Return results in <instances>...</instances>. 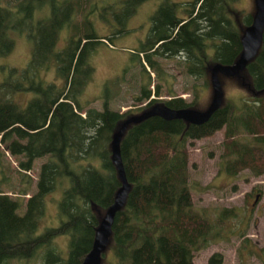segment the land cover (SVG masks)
<instances>
[{
	"label": "trees",
	"instance_id": "trees-1",
	"mask_svg": "<svg viewBox=\"0 0 264 264\" xmlns=\"http://www.w3.org/2000/svg\"><path fill=\"white\" fill-rule=\"evenodd\" d=\"M36 1L6 0L2 3L0 0V53L10 51L13 46L10 30L23 31L24 22L29 26L27 35L33 40L31 58L26 66L11 68L9 74L0 80V169L4 154L1 145L4 144L14 156H20L18 163L22 170L17 171L24 177L20 187L24 195L32 183L24 171L32 168L36 158L46 156V161L40 165L37 190L23 208V196L12 197L3 192V185L13 188V180L0 170V264L11 258L27 257L28 260L40 249L43 250V264H79L90 249L99 220L120 185L111 159L112 134L133 112L112 108L111 95L103 101L102 109L87 107V103L81 102L79 96L93 72L88 57L95 45L103 40L94 31H87L90 21L77 23L71 21V16H65L66 0H52L50 15L33 22ZM232 2L215 0L212 10L206 14L208 23L199 27L201 32L193 29L195 24L191 19L179 24L163 5L152 14V26L146 41L137 52H131L132 58L140 62L142 78L146 80L142 81L138 100L150 95L152 77L146 65L155 72L158 80H165L168 76L160 60L148 52L158 40L162 43L154 54L160 57L165 53L172 55L178 50L184 51L187 58L181 63L191 75L203 76L205 69H210L214 62L230 63L237 58L241 50V31L226 13ZM217 14L227 22L220 30L219 38L208 41L210 38L205 34L218 31L222 18L218 19ZM251 19L252 13L245 17V25ZM215 22L218 25L213 27ZM65 24L71 26L67 44L56 50L58 33ZM78 28H83L82 32ZM210 46L214 47L212 53L207 50ZM54 60L57 73L64 78L62 84L55 81L45 83L40 78L42 69L52 68ZM237 76L254 95L264 93V87L257 88L253 84L252 75L240 70ZM159 88L157 83V93ZM23 90L33 94L24 108L13 97ZM169 91L173 92L170 87ZM166 103L173 107H195L182 98ZM247 105L245 101L236 104L223 100L218 110L232 117ZM254 123L264 132L262 118L255 117ZM208 131L209 120L190 124L183 119H165L159 115L127 126L120 148L131 188L124 205L115 215L112 236L102 263L120 264L144 239L149 254H157L162 259L173 256L184 264H193V252L200 250L206 240H228L237 232L221 217L212 219L189 213L179 205L181 191L174 179L183 168L171 171L170 160L186 155L182 147L185 134L194 136ZM239 161L257 170L263 169L264 144L255 147ZM58 184H67L58 201L59 223L36 233L39 217L44 212L45 195ZM64 234L69 236L66 257L52 245L57 236ZM261 259L264 262V256ZM142 264L152 263L147 258Z\"/></svg>",
	"mask_w": 264,
	"mask_h": 264
},
{
	"label": "rangeland",
	"instance_id": "rangeland-1",
	"mask_svg": "<svg viewBox=\"0 0 264 264\" xmlns=\"http://www.w3.org/2000/svg\"><path fill=\"white\" fill-rule=\"evenodd\" d=\"M1 1L6 3V0ZM51 1H36L33 22L50 15ZM214 1L66 0L65 16H71L72 22L90 21L87 31H94L103 40L95 45L88 57L93 72L81 91L79 96L81 102L87 103V107L102 109L103 101L111 95L109 102L112 108L120 112L129 110L128 113L140 111L139 106L149 98L137 99L142 81L146 80L142 78L140 62L132 58L131 52H137L142 42L146 41L145 35L151 27L152 14L162 5L170 14L174 10L180 15L198 12L199 23L204 25L208 23L206 14L212 10ZM231 2L230 7L226 8V13L242 33L246 26L245 17L253 14L255 10L254 0ZM216 17L222 18L219 14ZM219 20L218 31L205 35L210 38L208 41L217 40L221 35L220 30L225 27L227 21L223 18ZM216 25L217 22L213 23V27ZM28 27L24 22L23 31L10 30L13 46L10 51L0 53V80L9 74L11 68L21 69L30 60L33 40L27 35ZM78 29L81 32L83 30ZM70 32V24L63 25L55 42L56 50L66 46ZM140 55L143 56L142 53ZM155 58L160 60L168 76L165 80H158L155 72L146 65L152 77L149 88L154 90V82L160 84V92L154 94V91H151L150 98L154 96L166 100L171 95H176L191 102L196 108L207 107L213 92L210 69H205L203 76L194 77L183 68L179 58L173 56ZM210 60L211 57L208 61ZM52 66L49 69H42L40 78L45 83L55 81L62 84L64 78L57 73L55 60ZM244 72L251 76L246 69ZM252 74L253 84L257 88H263L264 84L260 82V77L261 75L264 77V44L258 49ZM219 77L223 88V100H231L236 104L245 101L248 105L238 109L232 117L218 110L209 119V131L206 134L198 133L194 136L185 134L182 147L186 155L173 157L170 160V169L178 171L180 167L183 168V172L174 179V184L180 187L179 205L184 211L212 219L221 217L238 233L231 235L228 240H206L200 250L193 252L192 263L264 264L261 259L264 256V167L257 170L239 161L242 156L252 153L255 147L264 144V132L258 130L254 123L255 117L264 120V93L254 95L240 83L238 76L220 74ZM32 95L31 91L23 90L16 92L13 97L24 108ZM1 148L4 154L0 170L13 180V188L3 185V192L12 197L23 196L21 204L23 208L28 198L37 190L36 181L40 165L46 161V156L36 158L32 168L24 171L29 174L32 183L30 190L23 195L20 187L24 177L17 171L22 170L18 163L20 156H14L4 144ZM66 185L58 184L46 193L44 212L39 217V228L36 233L41 232L46 226L58 225L60 220L58 201ZM68 241L67 234L59 235L52 245L59 248L60 253L66 257ZM42 254L43 250L40 249L28 260L27 257L11 258L2 264H41ZM147 258L152 264H184L173 256L162 259L157 254H149L148 243L144 239L137 243L130 257L122 259L120 264H142Z\"/></svg>",
	"mask_w": 264,
	"mask_h": 264
},
{
	"label": "water",
	"instance_id": "water-1",
	"mask_svg": "<svg viewBox=\"0 0 264 264\" xmlns=\"http://www.w3.org/2000/svg\"><path fill=\"white\" fill-rule=\"evenodd\" d=\"M255 10L252 19L247 24L241 35V50L237 58L230 63L216 61L210 68V80L212 96L209 104L204 109L191 106L172 107L167 103H155L140 112L132 113L125 117L119 128L114 131L111 138V159L117 169L120 185L116 189L113 200L106 207L95 229L90 249L85 253L79 264H102L105 250L112 236V226L116 213L124 205L131 188V183L126 173L121 158V138L127 126L133 122H139L152 115H159L165 119H183L190 124H202L221 107L223 101V88L219 75L237 76L251 59L257 54L262 43L264 31V0H254ZM60 100H63L61 98Z\"/></svg>",
	"mask_w": 264,
	"mask_h": 264
},
{
	"label": "flooded vegetation",
	"instance_id": "flooded-vegetation-1",
	"mask_svg": "<svg viewBox=\"0 0 264 264\" xmlns=\"http://www.w3.org/2000/svg\"><path fill=\"white\" fill-rule=\"evenodd\" d=\"M167 12L169 13V11L167 10ZM195 13V14H194ZM193 14H187V15H180V13L178 14L175 10L173 11V13L172 14H170L171 16H174L176 19H181V20H179V24H181V23H183V22H185V21H187L188 19H191L193 22H194V26H193V29H196V31H198V32H201V30H200V28L199 27H201V25L202 24H200L199 23V17H198V12L196 13V12H194ZM151 20H152V16H151ZM151 26H152V23H151ZM151 28V27H150ZM149 31H150V29L148 30V32L146 33V37L145 38H147V36H148V34H149ZM205 35H207V34H205ZM263 36H264V31H263ZM263 36H262V43H261V45L262 44H264V39H263ZM205 37H207V36H205ZM198 39H201V36H199L198 37ZM160 41H162V40H158V41H156L153 45H152V47H150L149 48V50H148V52L151 54V56H157V55H155L154 54V52H156V50L158 49V47H159V45L162 43H160ZM142 42V41H141ZM145 41H143L142 43H144ZM141 44V43H140ZM208 52L209 53H211V51H214V47L213 46H210L208 49ZM258 53V52H257ZM158 55H159V53H157ZM170 56H173V58H179L180 60V62H182V61H184L186 58H187V55H186V53L184 52V51H180V50H178V51H176L174 54H172V55H168V53H165V54H163V55H161L160 57H163V58H169ZM256 58H257V54L251 59V61L247 64V66L243 69V70H247L248 71V73H250L251 75H253L252 74V67H255V61H256ZM194 77H196V75H193ZM254 76V75H253ZM256 77V76H255ZM154 81H156L155 80V78L153 79ZM260 82H262V84H264V77H263V75H261V77H260ZM156 82H154V84H153V86H154V90H151V88H150V94H151V91H154V94L155 93H157L156 92ZM149 99H148V101L147 102H145L143 105H140L139 107H140V111H142V110H144V109H146V108H149L151 105H153V104H155V103H166L168 100H173V99H175V98H182L181 96H176V95H171L170 97H168V98H166V100H163V98H157V97H154V96H152L151 98H150V95H149V97H148ZM156 99H159V100H156ZM183 99V98H182ZM173 107V106H172ZM140 111H138V112H140Z\"/></svg>",
	"mask_w": 264,
	"mask_h": 264
}]
</instances>
